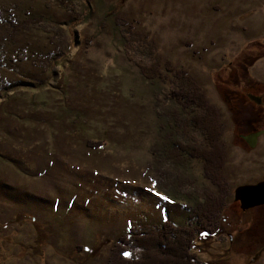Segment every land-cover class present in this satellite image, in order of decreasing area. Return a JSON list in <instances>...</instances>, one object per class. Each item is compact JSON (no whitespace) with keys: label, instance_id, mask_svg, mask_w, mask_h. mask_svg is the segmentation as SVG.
Returning <instances> with one entry per match:
<instances>
[{"label":"rangeland","instance_id":"374dc122","mask_svg":"<svg viewBox=\"0 0 264 264\" xmlns=\"http://www.w3.org/2000/svg\"><path fill=\"white\" fill-rule=\"evenodd\" d=\"M0 9L37 17L28 31H0V264H108L130 228L184 224L212 191L225 200L220 230L197 237L194 253L203 264H264V207L234 199L264 180V110L249 100L264 91V0ZM179 86L203 107L168 97Z\"/></svg>","mask_w":264,"mask_h":264},{"label":"trees","instance_id":"16d2710c","mask_svg":"<svg viewBox=\"0 0 264 264\" xmlns=\"http://www.w3.org/2000/svg\"><path fill=\"white\" fill-rule=\"evenodd\" d=\"M12 15L10 12L5 15V12L0 9V31L3 30L6 33L5 38H8L10 33L18 34L28 31L30 29L29 26H34L37 19V17H27L28 19L20 20ZM143 74L145 78L150 79L145 73ZM182 90L179 86V88L173 89L172 94H169L168 97L171 96V98L174 97L177 100L182 97L185 104H187L184 107L185 109L192 104L194 107L195 105L203 107V101L197 103L195 97L186 95V91L182 92ZM199 120L193 119L195 124ZM213 124L214 121L208 119L207 125H205L207 126L205 128L206 131H210L212 134L215 132ZM223 130V125L216 123L215 157L216 168H219L216 171L217 173H219V170L221 171L225 163L224 145L221 144ZM200 153H202L201 156H196L195 158L204 157L205 161L210 164L209 161H212L211 157L207 158L206 155L208 154H203L205 152ZM212 158L214 157L212 156ZM213 185L216 186L215 184ZM208 197L192 205L188 220L184 224H176L165 220L152 226H134V228H130L133 233L119 237L112 247L108 264H203L193 251L194 243L200 235H214L220 230L221 211L225 204L224 197L220 198L216 191H212V195ZM125 253H128V255L126 256Z\"/></svg>","mask_w":264,"mask_h":264},{"label":"water","instance_id":"95a60500","mask_svg":"<svg viewBox=\"0 0 264 264\" xmlns=\"http://www.w3.org/2000/svg\"><path fill=\"white\" fill-rule=\"evenodd\" d=\"M258 133L246 136L245 139L252 145L255 143ZM236 201L240 202L242 210H247L264 204V181L256 184L240 185L235 189Z\"/></svg>","mask_w":264,"mask_h":264},{"label":"flooded vegetation","instance_id":"af4514ba","mask_svg":"<svg viewBox=\"0 0 264 264\" xmlns=\"http://www.w3.org/2000/svg\"><path fill=\"white\" fill-rule=\"evenodd\" d=\"M261 83H263V82H256L255 84H250V87L251 88H254V86L256 85V84H261ZM251 96V97H250ZM249 100H250V102H251V104H252V106L253 107H257L258 109H261V110H264V91L262 92V93H259V94H256V93H250L249 94ZM255 132H252L251 134H254ZM250 134V135H251ZM262 181H264V180H262ZM260 182V181H259ZM236 201V200H235ZM237 203H239L240 204V202L239 201H237ZM260 206H263L264 207V204L263 205H260ZM257 207H259V206H256V207H253V208H249V209H247V210H251V209H255V208H257ZM246 211V210H245Z\"/></svg>","mask_w":264,"mask_h":264},{"label":"snow or ice","instance_id":"6c2138e0","mask_svg":"<svg viewBox=\"0 0 264 264\" xmlns=\"http://www.w3.org/2000/svg\"><path fill=\"white\" fill-rule=\"evenodd\" d=\"M125 255L127 256V255H128V253H125Z\"/></svg>","mask_w":264,"mask_h":264}]
</instances>
